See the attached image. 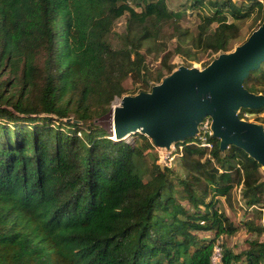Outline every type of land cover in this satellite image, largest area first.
<instances>
[{
    "label": "trees",
    "instance_id": "16d2710c",
    "mask_svg": "<svg viewBox=\"0 0 264 264\" xmlns=\"http://www.w3.org/2000/svg\"><path fill=\"white\" fill-rule=\"evenodd\" d=\"M188 1L204 9L195 33L166 0H0V264H212L215 241L238 230L221 199L232 205L240 186L245 205L264 211L263 166L243 148L222 149L213 134L211 146L201 134L176 141L181 177L156 155L146 162L156 146L145 133L130 144L95 123L116 97L173 73V54L188 61L178 67H192V48L217 54L206 67L240 40L239 21L256 12L264 22V1ZM127 12L116 47L109 35ZM167 23L179 44L162 58L166 73L152 71L142 48ZM129 76L138 93L126 94ZM244 87L264 94V61ZM247 112L264 126V105ZM223 253L226 264H264V240Z\"/></svg>",
    "mask_w": 264,
    "mask_h": 264
},
{
    "label": "water",
    "instance_id": "95a60500",
    "mask_svg": "<svg viewBox=\"0 0 264 264\" xmlns=\"http://www.w3.org/2000/svg\"><path fill=\"white\" fill-rule=\"evenodd\" d=\"M264 61V22L243 44L221 53L206 67L180 66L150 92L124 95L112 106L116 139L145 133L159 148L197 134L207 116L212 118L213 136L221 148L231 144L243 148L264 167V126L239 117L243 107L264 105V94L250 92L244 80ZM70 120V119H68Z\"/></svg>",
    "mask_w": 264,
    "mask_h": 264
},
{
    "label": "rangeland",
    "instance_id": "374dc122",
    "mask_svg": "<svg viewBox=\"0 0 264 264\" xmlns=\"http://www.w3.org/2000/svg\"><path fill=\"white\" fill-rule=\"evenodd\" d=\"M238 2V0H236ZM263 2L264 0H260ZM167 6L173 12L181 13V17L179 18V23L183 28H188L194 33L197 31V26L200 23L199 12L204 11V9H196L190 8V2L188 0H166ZM140 10V7H137ZM256 12L250 18L239 21L241 27V38L238 41H235L233 44V49L236 46L240 45L245 39H247L253 31L257 28L258 21L255 19ZM129 17V13H125L121 17H119L115 24L113 31L109 35V39L116 47H121L123 42V36L126 34V25ZM179 44V41L176 39L174 27L172 24L167 23L163 25L162 29H160V35L156 41L146 42L142 48V52L145 54V62L148 65L149 69L152 71L155 70H163L166 73L165 67L162 64V58L167 51H173ZM183 45H186L183 43ZM190 47V46H189ZM188 47V48H189ZM192 48V47H190ZM232 49V50H233ZM193 57L196 58L191 62L192 66H197L199 68H204L205 63H207L211 58L216 56L217 54H208L204 51H200L197 49H193ZM170 63L175 64L178 68L179 65H186L187 60L186 57L182 56L179 53L173 54L170 59ZM6 75H2L0 79L5 78ZM124 85L127 88L126 94H135L141 90V85L133 82L132 78L129 76L125 79ZM122 97H116L112 103V106L121 105ZM118 102V103H117ZM240 112V110H239ZM264 114H261L263 116ZM256 113L247 112L245 117L249 121H254ZM113 120L110 113L95 119V123L101 126L104 130L111 134V137L115 138L113 131ZM141 133V132H140ZM138 139L135 133L129 135L124 140L129 142L130 144H134ZM172 145H175L173 143ZM157 156L158 163L164 167V158L166 155L165 148L155 147V149H151L146 156V162L148 164L152 163L153 158ZM176 172L175 175H179L181 177L186 176L187 171L182 166L180 158L178 156L173 160V164L171 166ZM262 171L264 173V167H262ZM150 178L149 175L145 176V180ZM177 177H173L172 179H176ZM177 188L181 190V185L178 184ZM222 206L225 208L226 213L232 220L236 226H238L237 232L232 235H221L217 240H219L222 246L226 248H230L235 252H241L246 249L250 245L251 240H264V232L259 233L256 230H248L246 227L247 222L253 221L257 226H263L264 224V211H261L259 208L262 205L257 204L254 206L245 205L244 200L242 198V193L240 191V186H237L234 191V196L232 199V205H230L224 198L221 199ZM187 204V202H185ZM188 205V204H187ZM202 236H213L214 233L212 231L209 232H200ZM216 242V241H215ZM244 264V263H240Z\"/></svg>",
    "mask_w": 264,
    "mask_h": 264
},
{
    "label": "built area",
    "instance_id": "2783aa9c",
    "mask_svg": "<svg viewBox=\"0 0 264 264\" xmlns=\"http://www.w3.org/2000/svg\"><path fill=\"white\" fill-rule=\"evenodd\" d=\"M212 118L207 116L203 119L201 124L199 125V129L197 134H201V141L202 145L211 146V143L208 140V136L213 134L212 128ZM178 152L176 151V146L172 145L169 149H166V155L164 158V166L171 167L173 164V160L176 156H178ZM211 263L212 264H226L224 262V253H223V246L219 240H216L213 253L211 256ZM228 264H237L236 262H230Z\"/></svg>",
    "mask_w": 264,
    "mask_h": 264
},
{
    "label": "bare ground",
    "instance_id": "6f19581e",
    "mask_svg": "<svg viewBox=\"0 0 264 264\" xmlns=\"http://www.w3.org/2000/svg\"><path fill=\"white\" fill-rule=\"evenodd\" d=\"M118 103V102H117ZM119 105H115V108H117ZM113 131H114V136H116V134H117V132H118V126L117 125H114V127H113ZM130 134V133H129ZM129 134H127L126 136H125V138L126 137H128L129 136Z\"/></svg>",
    "mask_w": 264,
    "mask_h": 264
}]
</instances>
